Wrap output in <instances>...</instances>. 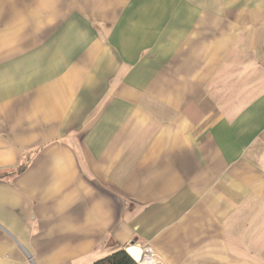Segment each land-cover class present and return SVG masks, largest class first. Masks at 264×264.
Instances as JSON below:
<instances>
[{"label":"crops","instance_id":"obj_1","mask_svg":"<svg viewBox=\"0 0 264 264\" xmlns=\"http://www.w3.org/2000/svg\"><path fill=\"white\" fill-rule=\"evenodd\" d=\"M129 246L264 264V0H0V264Z\"/></svg>","mask_w":264,"mask_h":264},{"label":"trees","instance_id":"obj_2","mask_svg":"<svg viewBox=\"0 0 264 264\" xmlns=\"http://www.w3.org/2000/svg\"><path fill=\"white\" fill-rule=\"evenodd\" d=\"M95 264H139L124 249L116 250Z\"/></svg>","mask_w":264,"mask_h":264},{"label":"built area","instance_id":"obj_3","mask_svg":"<svg viewBox=\"0 0 264 264\" xmlns=\"http://www.w3.org/2000/svg\"><path fill=\"white\" fill-rule=\"evenodd\" d=\"M134 247H136V246H129L126 249V252H128L130 254L129 250L131 248H134ZM136 248H138V247H136ZM138 250H139V256L138 257H135V256L130 254L135 259V261L137 263H139V264H144V263H146V264H159L156 256L153 254L151 249H149V248L139 249L138 248ZM147 261H148V263H147Z\"/></svg>","mask_w":264,"mask_h":264},{"label":"water","instance_id":"obj_4","mask_svg":"<svg viewBox=\"0 0 264 264\" xmlns=\"http://www.w3.org/2000/svg\"><path fill=\"white\" fill-rule=\"evenodd\" d=\"M128 253V252H127ZM129 254V253H128ZM130 255V254H129ZM130 257H132L131 255H130ZM133 258V257H132ZM134 259V258H133ZM135 260V259H134Z\"/></svg>","mask_w":264,"mask_h":264},{"label":"bare ground","instance_id":"obj_5","mask_svg":"<svg viewBox=\"0 0 264 264\" xmlns=\"http://www.w3.org/2000/svg\"><path fill=\"white\" fill-rule=\"evenodd\" d=\"M129 252H130V250H129Z\"/></svg>","mask_w":264,"mask_h":264}]
</instances>
